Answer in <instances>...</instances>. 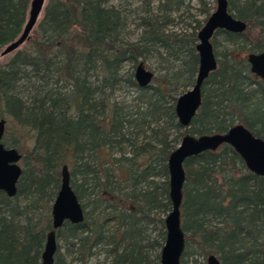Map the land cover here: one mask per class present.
I'll list each match as a JSON object with an SVG mask.
<instances>
[{"label": "trees", "instance_id": "trees-1", "mask_svg": "<svg viewBox=\"0 0 264 264\" xmlns=\"http://www.w3.org/2000/svg\"><path fill=\"white\" fill-rule=\"evenodd\" d=\"M30 1L0 0V48L21 33ZM109 1L48 0L35 37L0 65L2 143L20 152L22 165L16 194L0 191V264H41L65 164L84 221H65L56 230L53 264H67L60 243L73 249L77 264H88L100 246L109 264H159L171 207L167 159L182 136L222 133L240 123L264 139V84L244 57L219 60L215 51L219 34L246 46L242 52L264 50V0H227L247 28L215 32L217 69L202 85L189 127L177 121L171 80L183 77V86L193 85L204 23L190 32L169 29L172 12L185 0H160L155 11L148 6L140 17L143 32L129 42L123 38L126 14ZM199 2L205 22L214 9ZM258 27L252 41L247 33ZM157 48L179 64L171 76L139 87L135 67ZM126 62L131 71L124 76ZM124 82L137 92L130 108L113 96ZM184 170L180 264L191 245L221 264H264V178L228 144L186 159Z\"/></svg>", "mask_w": 264, "mask_h": 264}, {"label": "water", "instance_id": "water-1", "mask_svg": "<svg viewBox=\"0 0 264 264\" xmlns=\"http://www.w3.org/2000/svg\"><path fill=\"white\" fill-rule=\"evenodd\" d=\"M46 6V0H31L26 14V21L16 39L3 46L0 56L16 51L30 37L40 15ZM247 23L232 15L227 0H216L215 9L207 17L197 32L195 46L198 55V67L192 87L180 94L175 101V115L182 127H189L202 102V85L209 74L217 69V58L214 54L212 38L217 30L242 33ZM251 73L264 83V51L250 52L246 57ZM154 73L140 61L134 70V78L139 87L151 84ZM5 120H0V191L13 197L22 173L18 164L21 154L15 148H7L2 143ZM223 144L230 145L242 158L246 168L264 178V139L255 136L243 124L236 123L222 133L201 135L185 134L167 159L168 196L170 210L164 217L166 230L165 241L159 253V264H180L185 248V235L181 227V204L185 182L184 162L186 159L204 151H215ZM51 230L46 235L44 249L41 253V264H53L57 250L56 230L65 221L78 224L84 221V211L70 184L68 166L60 170V186L51 203ZM206 264H220L214 255L207 257Z\"/></svg>", "mask_w": 264, "mask_h": 264}, {"label": "rangeland", "instance_id": "rangeland-1", "mask_svg": "<svg viewBox=\"0 0 264 264\" xmlns=\"http://www.w3.org/2000/svg\"><path fill=\"white\" fill-rule=\"evenodd\" d=\"M160 0H110V4L116 5L124 10L125 16V29L123 31V38L129 42L136 41L140 37L141 33L143 32V26L140 24L141 20L140 17L146 15V10L149 6L150 10H156ZM208 6L213 10L216 6V0H204ZM243 0H236V4H240ZM48 0H46L47 4ZM187 7L182 6L180 10L172 12V20L173 23L168 26L169 29L176 31V32H190L198 22L201 24L204 23L205 14L202 13V6L199 0H185L184 2ZM211 10V11H212ZM44 11V10H43ZM232 13H235L232 11ZM39 17L38 21L41 19ZM37 21V22H38ZM37 24V23H36ZM36 26V25H35ZM35 28V27H34ZM33 28V29H34ZM249 39L255 41L258 35L260 34V28H254L251 30L250 33H247ZM35 37V33L32 30L30 33V39ZM216 46L215 51L217 52V58L220 60L223 56H227L229 58V54L235 55V59H238L239 56L244 57L246 59L247 54L242 52L241 49L245 48L246 46L242 44H231L225 40L223 34H219L216 36ZM26 43V42H25ZM21 45L17 50L24 48L26 44ZM242 47V48H240ZM3 47L0 48V52ZM16 50V51H17ZM157 50V51H156ZM152 50L147 57L142 59L144 66L151 70L154 73L153 80L155 78H159L162 76H171L172 73L175 71V66L179 64V62L171 59L166 55V53L162 52L161 49ZM245 50V49H243ZM15 52V51H14ZM10 53L6 56H0V65L4 64L9 60V58L14 53ZM242 52V53H241ZM141 59H139L140 61ZM131 71V66L128 62L124 63L123 65V74L126 76ZM256 79V78H254ZM184 78L179 77L176 79H172V87H176V94L179 96L182 92L189 90L192 85L183 86ZM153 81L151 82V84ZM211 87V86H210ZM137 95L136 90L133 87L128 86L126 82L119 84L115 91L113 92V96L117 102L123 104L127 108L132 107L134 103V98ZM256 99H252V102H255ZM232 110L234 111L235 108L232 106ZM234 122L236 123L237 120L235 119ZM22 166V165H21ZM91 209L90 207L88 208ZM61 246V253L66 254V263L69 264H77L75 262V254L73 253V249L71 250L70 247L66 246L64 243H60ZM195 247V246H194ZM193 245L189 246L187 249L188 255L184 257L185 264H194L193 260H196L199 264H206L207 257L203 258L196 254ZM74 259V260H73ZM109 257L107 256L106 252L103 250V247H97L94 250V254L89 258L88 264H109Z\"/></svg>", "mask_w": 264, "mask_h": 264}, {"label": "flooded vegetation", "instance_id": "flooded-vegetation-1", "mask_svg": "<svg viewBox=\"0 0 264 264\" xmlns=\"http://www.w3.org/2000/svg\"><path fill=\"white\" fill-rule=\"evenodd\" d=\"M30 4V3H29ZM264 51V50H263ZM259 52H261V51H259ZM250 53V52H249ZM255 53H258V52H255ZM248 55V54H247ZM249 66V65H248ZM253 74V73H252ZM256 78H258L259 80H261L259 77H257L255 74H253ZM261 82H262V80H261ZM263 83V82H262ZM264 84V83H263ZM2 141V140H1ZM4 145V144H3ZM6 147V146H5ZM7 148H9V147H7ZM19 152V151H18ZM20 166H21V159H20V161H19V163H18ZM3 192V191H2ZM4 193V192H3ZM6 195V194H5ZM218 259V258H217ZM219 260V259H218ZM219 262H220V260H219ZM220 264H221V262H220Z\"/></svg>", "mask_w": 264, "mask_h": 264}]
</instances>
